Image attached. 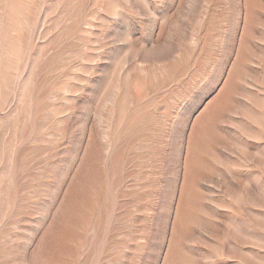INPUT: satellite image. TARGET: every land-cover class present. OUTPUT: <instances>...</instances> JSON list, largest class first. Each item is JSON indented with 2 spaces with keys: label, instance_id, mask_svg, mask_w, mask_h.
Segmentation results:
<instances>
[{
  "label": "rangeland",
  "instance_id": "obj_1",
  "mask_svg": "<svg viewBox=\"0 0 264 264\" xmlns=\"http://www.w3.org/2000/svg\"><path fill=\"white\" fill-rule=\"evenodd\" d=\"M0 264H264V0H0Z\"/></svg>",
  "mask_w": 264,
  "mask_h": 264
},
{
  "label": "bare ground",
  "instance_id": "obj_2",
  "mask_svg": "<svg viewBox=\"0 0 264 264\" xmlns=\"http://www.w3.org/2000/svg\"><path fill=\"white\" fill-rule=\"evenodd\" d=\"M255 19L258 20V18L255 16ZM263 20V19H262Z\"/></svg>",
  "mask_w": 264,
  "mask_h": 264
}]
</instances>
